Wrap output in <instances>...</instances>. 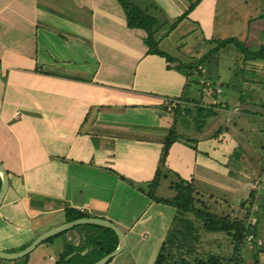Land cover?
I'll use <instances>...</instances> for the list:
<instances>
[{
    "label": "crops",
    "instance_id": "crops-1",
    "mask_svg": "<svg viewBox=\"0 0 264 264\" xmlns=\"http://www.w3.org/2000/svg\"><path fill=\"white\" fill-rule=\"evenodd\" d=\"M184 1L186 4L182 0H153L168 19L187 10L190 1ZM226 2L214 0L210 7L215 10L220 4L221 10ZM258 4V0H251L242 5L243 9L252 8L255 23L264 10ZM199 5L164 39L166 48L171 47L170 37L188 19L190 26L179 32L183 40L188 39L190 30H198L193 38L202 42L208 38L247 39L244 29L250 17L238 22L227 15L225 23L215 25L214 13L203 16ZM207 28L212 29L207 32ZM143 37L141 29L126 27L116 0H0V164L8 177L0 204V251H20L38 235L66 223L65 209L113 223L125 236V250L124 231L130 232L144 220L139 216L127 220L121 213L132 203L141 204L142 210L149 199L112 172L135 183L153 178L175 104L192 110L191 115L177 119L178 132L190 133L192 140L209 139L215 132L228 133L229 127L210 126L209 120L217 111L223 114L224 125L263 124L264 105L257 97L264 92L260 84L264 61H258L254 70L257 77L244 72L238 85L233 78L226 82L236 88L237 95H222V83L209 78L211 88H217L218 93L211 96L200 92L203 75L186 76L169 69L163 58L146 53ZM175 45L174 54L167 52L182 62L202 49L193 44L190 49L198 53H187ZM194 76L198 78L193 81ZM198 106H211L213 114L193 125ZM207 123L209 130L203 132ZM197 152L208 156L206 147ZM212 154L216 159V152ZM199 155L177 141L169 149L166 166L183 178H191L204 192L201 175L193 168ZM263 172L264 165L256 171L254 182H264ZM244 173L248 176L251 171ZM250 182L247 179L241 186L233 182L232 188H224L227 199L241 187L248 189V194L252 191L257 200L255 194L264 183L250 190ZM60 233L36 246L26 264H76L69 260L70 249L83 243V234L105 238L99 226L89 224Z\"/></svg>",
    "mask_w": 264,
    "mask_h": 264
},
{
    "label": "rangeland",
    "instance_id": "rangeland-1",
    "mask_svg": "<svg viewBox=\"0 0 264 264\" xmlns=\"http://www.w3.org/2000/svg\"><path fill=\"white\" fill-rule=\"evenodd\" d=\"M132 1H134L135 4H138L137 0ZM175 1L177 2V0ZM189 1V5L197 1L193 8L199 5V0ZM250 1L251 0H227L226 3H223V8H221V10L220 8H218L222 7L220 4L215 8V10H212L210 5H214V0H202L201 4L199 5V10L202 11L203 16L209 15V12L214 13L212 19L215 25L225 23L227 15L229 16V20L232 21L231 18H233L234 21L238 22L241 19L242 22L243 18L245 17H250V20L249 18L247 19V29H244L246 35H248L247 39L245 40V44L248 46L249 51L253 52L256 51L259 46H264V10L261 11V18H257L258 23H255L253 17L251 16L253 13L252 8H250V10L242 8L243 2ZM258 1V6L264 7V0ZM182 4H186L184 0H182ZM227 7L230 8L226 12ZM198 19H202L200 13L198 14ZM190 21L188 19L185 26H190ZM200 22L203 23L204 21ZM206 24L207 23H203L202 25H205V27H207ZM210 25H212V23H210ZM184 27L177 28L173 36L170 37L169 42L171 43V47L166 48L164 44L166 41L164 40L163 43H161L160 48L174 54V47L176 46L175 43H177V45L182 47V50H180L179 48L181 52L185 51L186 49L185 52L187 53H198V51L190 48L193 44H196L197 47L199 44V47L202 48L201 50H199V54L203 53L206 47L204 46L202 40L193 38V36L197 37V35L199 34L198 30H190L192 31V33H189L188 39L186 38L183 40V38L179 37V32L182 31ZM211 29L207 28V32H209ZM209 39L212 38H208L205 40ZM189 42H192L190 47L187 45ZM238 50L239 48H236V46L230 44L223 50L220 49L219 51H217V53L213 54L210 59L205 62L204 67L201 68V75H203L204 77L202 76L200 78L198 84L200 88L203 86V84L209 85L210 78V80L213 79V82L219 80V83H222V88L224 90V93L222 95H237L235 87L226 85V82L230 78H233V80L235 81L234 84L238 85V79L240 77L238 75H233V73L236 74L239 70L244 69V72H251L250 75L252 77H257V71L254 72V70H256L259 64L258 61L260 60L249 61L245 66L244 63L240 61L239 56L242 57V55H245L247 58L248 56L244 53H237ZM199 54H197V56ZM192 59H194V56ZM242 66L243 68H241ZM253 73L254 75H252ZM198 76L192 77L191 80H196ZM260 81L262 82L260 84L262 85V87H264V74H262V78L260 79ZM263 95L257 97V99L261 101L262 105H264ZM256 96L257 94H255V97ZM261 111L264 113L263 109ZM200 118L203 119L202 117ZM261 122L263 124L256 125L257 128L255 126L250 127L249 124L239 126V123L235 125L233 122L224 125L223 114L217 111V113L210 118L209 124L214 129H219L220 126L223 127L222 129H224L225 126L229 127L227 128V134L226 132H223L219 133L217 136H212L209 139L205 137L204 140L198 141V138L197 140H192L191 138H193L194 136L192 137L190 133L183 134L178 132L180 137L182 136L183 139H190V146L196 149L191 150H193V152H195L197 155H199V153L197 152L199 151V148L201 149L206 147L208 149V156L210 155V157L208 158V156H204L203 154L202 156L199 155L200 157L196 159V163L195 165H193V168L195 173L198 172L201 175L200 183L201 189H204L202 190L204 191L203 193H205L206 195L212 194L214 195V197L222 198H216L218 201L216 204H214L215 209L218 211L221 210V207L219 206L221 201L229 202L230 204H232L231 206L236 209L235 206H237L238 203H240L247 197L248 189L239 187V191L234 193L233 196H230L227 199L228 194L225 193L226 190H223L226 187L232 188L231 186H233V182L238 186H241L242 183H246L247 179H250V181L252 182L247 183V186L250 188V190H255L257 187L259 189V187L264 183L258 181L254 182L258 179L256 177V171H258V169H261L264 165V126H261L264 125V121ZM209 124L207 123L206 127L203 129V132L209 130ZM192 128V131L196 130L195 127ZM198 132L200 133V131ZM195 136L198 135L196 134ZM226 147H228V149ZM212 151L214 153L216 152V159L213 158ZM247 169L251 171L248 176L246 175V173L243 174V171H246ZM262 176L263 177L261 178V180L263 181L264 172ZM171 180H173V177L171 176L161 178L158 190L156 192L158 196L169 197L172 195V192L168 188L169 182ZM261 188L262 190L255 194L257 200L254 199V203L250 207L252 208L253 215L249 219V222L251 224L257 223V225L260 227V230L262 231V234L260 233L256 243L258 244L259 249L256 250L254 246L252 247V244H247V246L241 247L242 249H240L237 253V258L241 260L240 264H253V261L255 260L257 261V264H264V187ZM146 202L147 206L142 210H140L141 204L132 203V206L129 207L128 210L126 209L127 211L121 213L122 216L126 217L125 219L127 220H130L131 217L135 219L136 217L138 218V216L140 218L142 217L144 223L136 224L133 230H131L130 232H128L127 230L124 231L127 238V246L125 247V250L123 249L118 255H116V257L112 261H109L107 264H152L155 256L158 253L161 243L164 242L167 245H174L179 243V241L181 240L183 228L178 222L173 220V208L162 204H155L153 202L150 203V200H147ZM223 207L225 211H230L227 206L224 205ZM234 214L236 217H243L244 212L236 210L234 211ZM81 237V241L83 243L78 244V246L74 247L73 249H70L69 260H71V262L77 260V257H75L77 253L82 254L88 251L90 252V255L94 254L92 256H96L97 252H100V249L105 245L104 236L102 235H100L99 238H93V235L91 237V235L87 236V234H83ZM198 251L201 252L203 256L207 253H212L220 254L224 257H230L232 253V246L229 245L227 239L222 238L220 235L204 234L203 237H201Z\"/></svg>",
    "mask_w": 264,
    "mask_h": 264
},
{
    "label": "trees",
    "instance_id": "trees-1",
    "mask_svg": "<svg viewBox=\"0 0 264 264\" xmlns=\"http://www.w3.org/2000/svg\"><path fill=\"white\" fill-rule=\"evenodd\" d=\"M116 2L120 5L124 13L126 27L129 29H141L144 32L142 42L147 48L146 53L163 58L169 69L182 71L186 76H192L195 73L201 75V68L204 67L205 62L208 61L213 54L217 53V51L220 49L223 50L230 44L239 48L237 53H244L248 56V58L245 55H242V57L239 56L240 61H242L245 66L249 61H264V46H259L256 51L250 52L245 41H239L234 37H227L209 40L203 39V44L206 47L204 52L195 56L194 59L182 62L171 56L167 51L162 50L160 48V43H162L177 25L187 17L188 12L197 1L190 4L185 12L174 19H168L161 8L152 0H146L144 2L137 0L138 4H135L132 0H116ZM258 18H261V15L258 16ZM241 68H243V66ZM243 73L244 69H241L236 74L233 73V75L242 77ZM220 86L222 87V85ZM200 89L201 94H209L211 96L218 94L217 88H211V84H203ZM172 109V123L162 141L160 156L153 178L145 183H135L122 175L115 172L112 173L115 174L119 180L127 183L143 194L151 202L173 208V220L178 222L183 228L179 243L174 245H167L164 242L161 243L152 264H240L241 260L237 258V253L242 249L241 247L247 246L248 236L252 237L250 242L252 247L254 246V248L258 250L259 246L256 243L260 233L262 234L257 223L251 224L249 222V219L253 215L252 208L250 207L254 203V193L251 191L243 201L235 206L236 209L233 208L231 206L232 204L229 202L221 201L219 204L221 210L218 211L214 207V204L218 201L216 198L198 190L194 186L191 178H183L166 166L169 149L174 142L182 141L189 148L196 150L194 147L190 146V139L188 140L183 139L182 136L180 137L177 130L178 117L191 115V108L189 106L175 104L172 106ZM194 109L196 116L192 118L193 125L202 123L200 117L206 119L213 114L211 106L210 108L198 106ZM217 133L218 132H215L213 136H216ZM167 176L173 177V180H171L168 185L172 195L169 197H160L156 192L161 178H166ZM224 205L227 206L230 211H225ZM236 210L243 211V217H236L234 214ZM64 215L67 222L89 217V214L74 209H65ZM99 228L105 234L104 247L100 249V252H97L96 256H92L94 254L90 255L88 251L78 254L76 264H92L116 248L117 237L114 232L108 228ZM204 234H216L227 239L229 245L232 246L230 257L212 253H207L203 256L202 253L198 251V247L201 237H203ZM53 237L54 236L49 237L43 242H48ZM27 260L28 254L17 260H0V262L26 264ZM253 264H257V261H253Z\"/></svg>",
    "mask_w": 264,
    "mask_h": 264
},
{
    "label": "water",
    "instance_id": "water-1",
    "mask_svg": "<svg viewBox=\"0 0 264 264\" xmlns=\"http://www.w3.org/2000/svg\"><path fill=\"white\" fill-rule=\"evenodd\" d=\"M0 180H1V185H0V204H1L5 196L7 186H8L7 173L1 164H0ZM83 224L96 225L99 227L108 228L112 230L117 237L116 248L112 252L101 257L99 260H97L93 264H106L109 260H111L114 256H116L123 250L125 246V236L123 232L113 223L107 220L98 219V218H80V219H76V220L61 224L55 228H52L38 235L27 247H25L24 249L20 251L12 252V253L0 251V260L13 261V260L20 259L24 257L25 255L29 254L36 246H38L41 242H43L47 238L52 237L74 226L83 225Z\"/></svg>",
    "mask_w": 264,
    "mask_h": 264
},
{
    "label": "built area",
    "instance_id": "built-area-1",
    "mask_svg": "<svg viewBox=\"0 0 264 264\" xmlns=\"http://www.w3.org/2000/svg\"><path fill=\"white\" fill-rule=\"evenodd\" d=\"M204 85H206V84H204ZM208 85V84H207ZM219 92V91H218ZM251 239H252V237L251 236H248V238H247V244H251L250 242H251ZM259 243V242H258Z\"/></svg>",
    "mask_w": 264,
    "mask_h": 264
}]
</instances>
